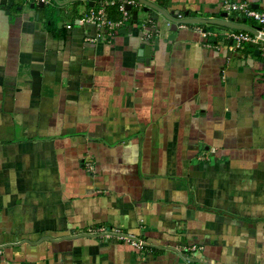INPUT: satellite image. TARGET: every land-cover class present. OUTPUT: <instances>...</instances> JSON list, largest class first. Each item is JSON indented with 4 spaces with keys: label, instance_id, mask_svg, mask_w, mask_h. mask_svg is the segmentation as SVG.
I'll return each instance as SVG.
<instances>
[{
    "label": "crops",
    "instance_id": "0c3cea01",
    "mask_svg": "<svg viewBox=\"0 0 264 264\" xmlns=\"http://www.w3.org/2000/svg\"><path fill=\"white\" fill-rule=\"evenodd\" d=\"M102 1L0 0V264H264L258 46L144 6L92 41ZM146 1L258 28L221 0Z\"/></svg>",
    "mask_w": 264,
    "mask_h": 264
},
{
    "label": "built area",
    "instance_id": "2783aa9c",
    "mask_svg": "<svg viewBox=\"0 0 264 264\" xmlns=\"http://www.w3.org/2000/svg\"><path fill=\"white\" fill-rule=\"evenodd\" d=\"M37 5H46L50 0H27ZM224 10L228 13H238L245 19H250L258 25L259 35L255 36L247 31H232L226 34V40L230 43L232 51L243 49L246 44H256L260 55L264 58V39L260 35H264V10L253 9L247 2H233L231 0H221ZM144 6L137 0H103L97 9L91 11L81 17L83 23L91 24L96 29V38L92 41L100 40L102 37L111 38L113 33L123 28L132 20L133 11ZM117 7L119 17L112 19L109 16L108 9ZM149 35V34H148ZM148 35H145L147 38ZM88 172L93 171L92 163H87ZM91 232V231H90ZM97 233L106 239L117 238L120 241H126L136 250H143L145 242L143 240H135L129 235H123L118 231L109 229H100ZM96 233V234H97Z\"/></svg>",
    "mask_w": 264,
    "mask_h": 264
},
{
    "label": "water",
    "instance_id": "95a60500",
    "mask_svg": "<svg viewBox=\"0 0 264 264\" xmlns=\"http://www.w3.org/2000/svg\"><path fill=\"white\" fill-rule=\"evenodd\" d=\"M56 1V0H53ZM74 1H78V0H74ZM140 3H142L144 5V10H148V9H153L156 12H158L159 14H161L165 19H167L168 21L172 22V23H176V24H208V25H217V26H221V27H226L228 29H232V30H237V31H247L249 33H251L252 35H259V31L257 27H253V26H246L243 24H236L233 23L232 21H228V20H221V19H201V18H185V19H180V20H175L174 17L172 16V14L168 13L167 11H165L164 9H161L160 7H158L155 4L149 3L146 0H138ZM2 4H4V1L1 2ZM43 5H39V7H42ZM31 7L33 8L34 5H31ZM187 15V13H186ZM223 18L227 17L226 13H223L220 15ZM137 20V12H133L132 15V23H136ZM246 20L244 19L243 22H245ZM121 34H126L128 32H131V27H128L127 29H123L119 31ZM205 32V30H204ZM260 38L264 39V35H260ZM140 52L138 53L139 57L144 59V57H146L145 52H146V48L145 47H141L140 48Z\"/></svg>",
    "mask_w": 264,
    "mask_h": 264
},
{
    "label": "trees",
    "instance_id": "16d2710c",
    "mask_svg": "<svg viewBox=\"0 0 264 264\" xmlns=\"http://www.w3.org/2000/svg\"><path fill=\"white\" fill-rule=\"evenodd\" d=\"M110 9H112V11L110 12V17L112 19H116L119 17V13H118V10H117V7H111Z\"/></svg>",
    "mask_w": 264,
    "mask_h": 264
},
{
    "label": "rangeland",
    "instance_id": "374dc122",
    "mask_svg": "<svg viewBox=\"0 0 264 264\" xmlns=\"http://www.w3.org/2000/svg\"><path fill=\"white\" fill-rule=\"evenodd\" d=\"M248 23H250V22L248 21ZM129 237H133L135 240H143L141 238H137V237H134V236H129Z\"/></svg>",
    "mask_w": 264,
    "mask_h": 264
}]
</instances>
